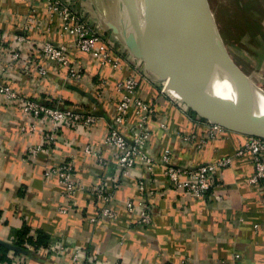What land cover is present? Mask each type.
<instances>
[{
	"label": "crops",
	"instance_id": "0c3cea01",
	"mask_svg": "<svg viewBox=\"0 0 264 264\" xmlns=\"http://www.w3.org/2000/svg\"><path fill=\"white\" fill-rule=\"evenodd\" d=\"M64 1L86 6L84 0ZM0 13V31L10 48L0 50V83L19 97L96 117L79 130L61 128L57 142L48 144L52 124L33 123L19 104L0 94V264L17 256L23 264H264V183L248 181L254 170L251 155H235L246 135L216 131L143 79L138 94L155 111L147 120L150 135L142 151L157 159L169 150L172 162L185 167L219 157L233 156V161L215 172V189L206 199L168 186L158 160L152 171L138 159L122 172L119 149L106 137L113 127L129 142L135 137L133 111L121 124L115 122L123 95L118 83L127 77L128 66L117 69L72 49L74 37L60 17L51 19L43 3L0 0ZM24 24L30 42L11 43ZM43 41L70 48L83 76L74 78L61 65L40 58ZM16 45L18 61L10 54ZM182 133L195 135V141L184 140ZM64 162L70 163L79 187L71 195L58 175L46 172ZM99 186L112 196L107 205L111 216L102 214L103 204L94 196ZM128 201L137 206L129 209ZM140 204H146L151 216L147 226L138 222ZM23 232L46 243L26 241L29 246L21 247L16 241Z\"/></svg>",
	"mask_w": 264,
	"mask_h": 264
},
{
	"label": "built area",
	"instance_id": "2783aa9c",
	"mask_svg": "<svg viewBox=\"0 0 264 264\" xmlns=\"http://www.w3.org/2000/svg\"><path fill=\"white\" fill-rule=\"evenodd\" d=\"M45 4L49 16L52 18L58 16L61 18L64 26L68 23L67 30L71 29L75 36L73 41L74 48L83 49L81 42L86 34L83 29L87 24L76 11L66 6L63 0H33ZM70 31V30H69ZM2 41V32L0 31V43ZM86 43V40H84ZM90 43V42H89ZM45 50L52 60H56L59 64L67 67L68 74L74 78L81 77V69L79 67L70 66L69 60L65 57V48L62 45H53L46 43ZM16 58V57H15ZM144 75L148 77L145 72ZM149 78V77H148ZM136 81L133 75L126 77L118 83L119 89H123V95L118 103V109L115 116L117 125L121 124L128 117L129 111H133L137 117L136 122L132 125L131 131L135 134L133 141L129 142L123 137L116 127L109 130L106 142L115 145L119 149L118 165L122 172H127L132 168L138 159H140L148 169L152 171L155 160L150 154L142 151V147L146 144L150 131L147 126L149 116L153 114L155 108L152 103L142 99L136 91ZM0 93L7 100L19 104L22 111L29 115L32 122L46 120L52 124L51 135H46L45 142L55 144L60 130L63 127L79 130L83 126L89 125L96 121V117L89 113L60 109L52 103L33 100L30 98L19 97L14 91L9 89L5 84L0 83ZM210 123V122H209ZM216 131H227L226 128L217 124L210 123ZM35 124L29 129L34 130ZM183 139L188 142L195 141V135H184ZM203 141L198 142L201 146ZM32 151V150H31ZM86 152H90L89 147H85ZM248 154L252 157L254 170L248 181L252 184L264 183V139L254 136H247L243 145L235 153L236 156ZM233 157H219L212 162L202 163L194 167H185L177 165L171 161V154L166 150L160 157L163 164V172L165 181L175 191L185 192L195 199H206L213 195L215 184L213 175L220 168H226L232 164ZM47 173H54L59 176L60 180L65 184L66 194L75 193L79 187L71 178L72 169L70 163L64 162L55 169H47ZM118 182L115 183L117 186ZM96 200L103 204L101 210L103 215L111 216V211L107 207L112 196L103 186H99L93 191ZM137 205L131 201L127 202L129 209H134ZM141 218L138 221L143 226H147L150 222V213L146 204H140ZM25 246L29 244L26 242ZM31 247V246H30ZM58 248V247H57ZM61 249V248H59ZM78 252V250H77ZM10 264H23V257L17 256L15 261Z\"/></svg>",
	"mask_w": 264,
	"mask_h": 264
},
{
	"label": "water",
	"instance_id": "95a60500",
	"mask_svg": "<svg viewBox=\"0 0 264 264\" xmlns=\"http://www.w3.org/2000/svg\"><path fill=\"white\" fill-rule=\"evenodd\" d=\"M120 4L116 24L110 25L112 32L142 61L150 79L166 81V87L175 90L179 100L200 118L264 139V112L252 98L240 92L219 95L196 77V70L208 77L213 72L212 44L217 29L206 0H150L142 18L141 40L128 37ZM183 37L189 44L187 65L177 54Z\"/></svg>",
	"mask_w": 264,
	"mask_h": 264
},
{
	"label": "rangeland",
	"instance_id": "374dc122",
	"mask_svg": "<svg viewBox=\"0 0 264 264\" xmlns=\"http://www.w3.org/2000/svg\"><path fill=\"white\" fill-rule=\"evenodd\" d=\"M84 1L86 6L81 7L78 3L75 4L63 0V3H65L70 9L72 8L73 12L76 11L80 14L87 24L85 29H83V33L86 35L81 42L82 46L84 44H86V46H84L83 49H72L86 53L91 57H95L99 61L111 64L117 69H122L123 66H128L129 73L127 77L133 75V78L137 83L136 91L139 90L140 81L144 79L153 81L158 85L159 89L164 90L169 94L166 90V82L154 81L146 77L144 75L142 61L134 57L122 38L112 32L110 25L115 24L118 17L116 6L113 4V1ZM206 2L224 47L230 55H228L229 58L233 59L235 63L232 59L231 61L247 75L257 88L264 91V0H206ZM67 26L68 23H66L64 27L68 29ZM69 30V33L75 38L77 35L74 34L71 29ZM14 36L15 37L11 43L19 45L21 43L30 42L29 26L27 27V24H24L22 28L18 29ZM84 40H86V43ZM4 42L5 37L2 32L0 50L7 49L8 51L10 48L5 45ZM41 43L42 46L37 50L39 51L40 58H45L51 62L59 64L56 60H52L45 50L46 43H52L53 45H55V43L51 41H43ZM17 45L14 46V51H10V54H16L15 57L18 56L16 61H18L21 56L20 51L16 48ZM69 49L70 48L67 47L65 48L64 55L69 60V67H71L75 64L69 54ZM31 51L33 52L34 50ZM15 57L13 58L15 59ZM59 65L67 70L65 65ZM82 74H84L83 70H81V75ZM120 90L123 91L121 88ZM176 101L180 100L177 99ZM161 156L157 159L154 158L155 160L153 161V164L156 163L157 160L160 162ZM160 164L163 166L161 162Z\"/></svg>",
	"mask_w": 264,
	"mask_h": 264
},
{
	"label": "bare ground",
	"instance_id": "6f19581e",
	"mask_svg": "<svg viewBox=\"0 0 264 264\" xmlns=\"http://www.w3.org/2000/svg\"><path fill=\"white\" fill-rule=\"evenodd\" d=\"M116 6L117 13L119 12V6L122 2L123 5L120 11H123L126 17V24L124 25L128 32V37L131 36L139 38L142 37V18L144 10L150 0H112ZM117 17V15H116ZM118 18V17H117ZM211 22L213 27L215 25L213 17L211 15ZM116 24V23H115ZM214 29V28H213ZM216 29V28H215ZM215 35L213 37L212 47V64L213 72L210 77L205 76L202 72L196 70V77L203 82L208 89L219 94L229 95L231 93H242L253 99L256 107L264 112V91L257 88L252 81L244 74L229 58V53L223 48L222 40L219 33L214 30ZM132 34V35H131ZM227 53V54H226ZM178 56L187 65L189 61V44L186 37H183L179 43L177 50ZM229 55V56H228ZM166 82V81H165ZM167 83V82H166ZM166 90L175 99H179L177 93L173 89L166 87Z\"/></svg>",
	"mask_w": 264,
	"mask_h": 264
},
{
	"label": "trees",
	"instance_id": "16d2710c",
	"mask_svg": "<svg viewBox=\"0 0 264 264\" xmlns=\"http://www.w3.org/2000/svg\"><path fill=\"white\" fill-rule=\"evenodd\" d=\"M26 241L30 242L31 244H33L35 246L46 243V242L45 243L43 242V239L41 237H38L37 240L34 241L33 239H31L30 237L27 236V233H24L23 232L18 237V239L16 241V244L19 245V246H21V247H24V244L26 243Z\"/></svg>",
	"mask_w": 264,
	"mask_h": 264
}]
</instances>
